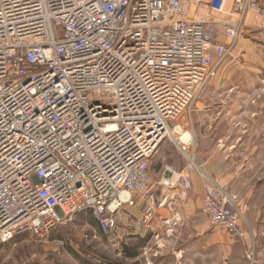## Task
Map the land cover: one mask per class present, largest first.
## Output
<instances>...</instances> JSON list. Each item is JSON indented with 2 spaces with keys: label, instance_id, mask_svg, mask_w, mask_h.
<instances>
[{
  "label": "built area",
  "instance_id": "built-area-1",
  "mask_svg": "<svg viewBox=\"0 0 264 264\" xmlns=\"http://www.w3.org/2000/svg\"><path fill=\"white\" fill-rule=\"evenodd\" d=\"M250 11L264 22V0H0V244L89 214L118 246L127 207L145 204L150 220L151 160ZM181 143L187 165L158 184L188 190L196 173L212 228L264 264L245 204Z\"/></svg>",
  "mask_w": 264,
  "mask_h": 264
},
{
  "label": "rangeland",
  "instance_id": "rangeland-1",
  "mask_svg": "<svg viewBox=\"0 0 264 264\" xmlns=\"http://www.w3.org/2000/svg\"><path fill=\"white\" fill-rule=\"evenodd\" d=\"M252 41L255 45L244 48L238 43L192 111L173 121L171 127L175 138L182 131H189L191 139L196 134L198 145L193 142L189 152L194 153L197 163L207 173L209 171L199 161L198 153L206 155L208 147L220 149L221 156L212 170L223 171L225 166L221 162L229 161L232 178L222 182L245 204L247 219L259 232L264 220V39ZM175 138L171 136L167 139L172 142ZM172 160L185 161V166L188 162L181 151H175ZM160 175V166L154 163L152 177ZM137 206L138 214L146 210L145 205L139 202ZM129 209L127 207L123 211L122 225L135 218L130 215ZM212 229L214 236L223 234L228 244L233 246V239L226 232ZM128 231L124 227L121 233ZM170 233L165 231V240L151 235L138 259L126 261H137L138 264H223L224 253L228 250L232 253L230 259L235 256V251L226 248L223 237L225 242L221 238L218 242L214 240L212 257H209V252L205 253L202 246V249L198 247L195 252L178 259L174 249L179 244ZM126 239L130 244L138 243V239L127 238V235ZM126 239L124 236L120 245L115 247L112 238L99 232L89 214H79L68 223L59 225L46 239L24 235L0 244V264H97L99 261L124 260L122 246ZM259 243L264 246L260 233ZM228 264L236 262L232 260Z\"/></svg>",
  "mask_w": 264,
  "mask_h": 264
},
{
  "label": "crops",
  "instance_id": "crops-1",
  "mask_svg": "<svg viewBox=\"0 0 264 264\" xmlns=\"http://www.w3.org/2000/svg\"><path fill=\"white\" fill-rule=\"evenodd\" d=\"M262 39H264V22H262L258 14L250 11L246 16L243 36L239 41V44L244 48L246 46L255 45L252 40L256 41ZM191 132L194 134L193 130ZM185 133H189V131H182L179 137L182 138L183 134ZM193 136L196 140H193ZM193 136L192 143L194 142L196 145H198L196 134ZM179 137H177V139L173 140L172 142H169V140L166 138L161 143L159 149L151 160V169L149 173L155 183L157 201L154 210L152 211L150 220L147 222L143 220L146 210L138 214L136 213L138 212V206L137 208L131 207L128 211H131L130 215L134 216L135 218H131L130 223H123V226L125 225V230H130L124 233L127 235V238L130 236V238H136L138 240L139 238H144L147 234L152 236H161L163 238L162 240H165V231L168 230L171 232L170 236L172 235L173 240L179 244V247L174 249L175 255L178 259H183L186 254L189 255L190 253L195 252L198 247L202 249V246H204L205 253L209 252V257H212V247L214 245V240L215 242H218L219 238H221V241H224L225 239L226 248L230 247L231 251H235V256H232L231 259L235 261L236 264H247V261L243 256L242 244L239 241L231 240V242L234 243L233 247L228 244L227 237L225 238L223 234H216L214 236L212 226L208 222L207 217L202 212L204 197L203 183L196 173L193 172L191 174L192 186L188 190H184L182 185L179 183H177L176 186L172 188L158 184V181L163 175L165 169L172 168L176 171H182L185 168V161L174 162L172 160L175 151H181L179 147L180 144H182V141ZM206 151V155L208 157L199 152L198 159L200 162H202V165L208 169L210 173L208 174L218 180H221V182L230 180L232 178V174L229 173V161L226 160V162H221L225 166L223 171L218 172L212 170L213 166L217 164L218 159L221 156L220 149H217L214 146L212 149L208 147ZM178 153L180 154V152ZM154 163H158L161 169V175L155 178L152 177ZM259 233L262 235V238H264V220L260 225ZM125 243H128L127 239ZM143 247H145V245ZM162 250H164V245ZM231 254L232 253H230L229 250L228 252L224 253L223 264H228L229 261H232L230 259Z\"/></svg>",
  "mask_w": 264,
  "mask_h": 264
},
{
  "label": "trees",
  "instance_id": "trees-1",
  "mask_svg": "<svg viewBox=\"0 0 264 264\" xmlns=\"http://www.w3.org/2000/svg\"><path fill=\"white\" fill-rule=\"evenodd\" d=\"M150 234H147L144 238H139L137 244H130V243H122V254L124 257V260H114V261H106L102 262L99 261L97 264H138L136 262H127L126 260H132L135 261L141 254V248L146 244V242L150 238Z\"/></svg>",
  "mask_w": 264,
  "mask_h": 264
},
{
  "label": "bare ground",
  "instance_id": "bare-ground-1",
  "mask_svg": "<svg viewBox=\"0 0 264 264\" xmlns=\"http://www.w3.org/2000/svg\"><path fill=\"white\" fill-rule=\"evenodd\" d=\"M167 132H168L169 135H172L173 138H175V137H174V133L172 132V130H168ZM179 138H180V137H179ZM175 139H177V138H175ZM180 140H181V141H189V140H190V134H189V133H185V134H183V136H182V138H180ZM125 196H126V193H123V194H122V197H125Z\"/></svg>",
  "mask_w": 264,
  "mask_h": 264
}]
</instances>
